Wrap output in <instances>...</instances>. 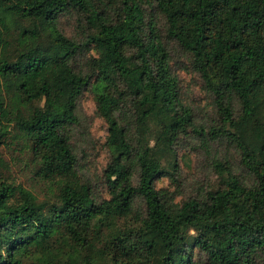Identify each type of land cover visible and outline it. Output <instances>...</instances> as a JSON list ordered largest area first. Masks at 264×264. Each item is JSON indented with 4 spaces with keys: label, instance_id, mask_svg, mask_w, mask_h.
I'll return each instance as SVG.
<instances>
[{
    "label": "trees",
    "instance_id": "trees-1",
    "mask_svg": "<svg viewBox=\"0 0 264 264\" xmlns=\"http://www.w3.org/2000/svg\"><path fill=\"white\" fill-rule=\"evenodd\" d=\"M0 264H264V0H0Z\"/></svg>",
    "mask_w": 264,
    "mask_h": 264
},
{
    "label": "rangeland",
    "instance_id": "rangeland-1",
    "mask_svg": "<svg viewBox=\"0 0 264 264\" xmlns=\"http://www.w3.org/2000/svg\"><path fill=\"white\" fill-rule=\"evenodd\" d=\"M185 63V62H184ZM178 75L181 80V86L183 89L184 99L185 100H194L195 104L201 103L200 98H203L202 93L200 92L198 81L196 77L187 71L186 69H180L178 70ZM67 108L66 105H63L61 107H55L53 109L54 113L63 112ZM79 114L82 118L83 124L86 128V131H88V134L90 135V138L92 141L96 143L97 150H99L101 144L104 142L105 138V126L102 123L101 120L96 118L94 114V108L92 103H90L89 100H82L80 102L79 106ZM97 150H91L88 149V152H91L92 155H95L96 153H99L96 160H98L99 164L97 165L98 168L103 167V165L106 163L107 155L103 151ZM3 160H26V157L19 154L18 152H12L10 149L7 148L2 149L1 154ZM95 160V159H94ZM184 164L180 162V167L183 171V174L188 176V181L195 178L192 177V174L194 172L191 171L189 173L183 166ZM206 173H209V171H205ZM11 178L12 181L16 184H21L22 186L31 189L36 194L40 195L38 192L37 184H35V181L32 179V174H30L29 169L23 168L22 165L15 162V164L12 165L11 168ZM165 185H167V182H164Z\"/></svg>",
    "mask_w": 264,
    "mask_h": 264
}]
</instances>
